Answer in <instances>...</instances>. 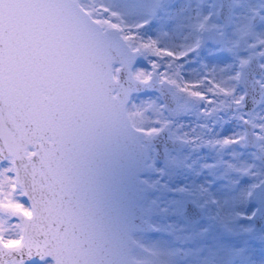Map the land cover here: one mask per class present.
<instances>
[{
  "label": "snow or ice",
  "instance_id": "obj_1",
  "mask_svg": "<svg viewBox=\"0 0 264 264\" xmlns=\"http://www.w3.org/2000/svg\"><path fill=\"white\" fill-rule=\"evenodd\" d=\"M0 264H264V0H0Z\"/></svg>",
  "mask_w": 264,
  "mask_h": 264
},
{
  "label": "rangeland",
  "instance_id": "obj_2",
  "mask_svg": "<svg viewBox=\"0 0 264 264\" xmlns=\"http://www.w3.org/2000/svg\"><path fill=\"white\" fill-rule=\"evenodd\" d=\"M209 2H211V0H209Z\"/></svg>",
  "mask_w": 264,
  "mask_h": 264
}]
</instances>
